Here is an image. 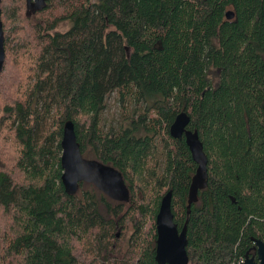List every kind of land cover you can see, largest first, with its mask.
<instances>
[{"label":"trees","instance_id":"trees-1","mask_svg":"<svg viewBox=\"0 0 264 264\" xmlns=\"http://www.w3.org/2000/svg\"><path fill=\"white\" fill-rule=\"evenodd\" d=\"M1 8L0 264H158L156 218L170 191L175 222L188 227L189 264L256 255L264 0H46L36 12L26 0H3ZM63 22L68 31L55 32ZM111 97L126 126L102 119ZM182 112L208 158V185L191 209L198 166L185 138L170 134ZM67 121L84 157L122 173L129 203L88 183L66 193Z\"/></svg>","mask_w":264,"mask_h":264},{"label":"water","instance_id":"water-1","mask_svg":"<svg viewBox=\"0 0 264 264\" xmlns=\"http://www.w3.org/2000/svg\"><path fill=\"white\" fill-rule=\"evenodd\" d=\"M2 2L3 0H0V74L6 60L5 36L1 19ZM26 2L28 11L32 12L40 11L46 5V0H26ZM234 17L235 13L233 11L226 13L227 20H232ZM190 122V116L186 112H182L177 115L170 128V134L174 139L181 140L183 137L185 138L192 158L198 166L189 190L188 209H191L192 205L199 201L200 191L206 189L208 185V158L204 152V144L199 133L188 129ZM61 146L63 150L61 157L62 182L68 195H76L80 190L81 183H88L93 184L98 190L116 202H130V190L119 170L96 159L84 157L73 121H67L64 124ZM156 224L157 263L189 264L187 253L188 227L186 224L180 231L178 224L175 222L172 212V191L168 192L161 201ZM244 264H264V241L256 240V255L247 257Z\"/></svg>","mask_w":264,"mask_h":264},{"label":"rangeland","instance_id":"rangeland-1","mask_svg":"<svg viewBox=\"0 0 264 264\" xmlns=\"http://www.w3.org/2000/svg\"><path fill=\"white\" fill-rule=\"evenodd\" d=\"M68 29H69V24L67 22H63L59 25V27L55 30V32L64 33L68 31ZM208 76L212 80L214 87H217L220 83V71L218 69L212 68L209 70ZM102 119L108 125V127L111 125L118 126L120 123H123L124 126L128 124V122H125V114L123 113L122 109L119 107L117 102H115L114 97H111L108 100L105 111L102 115ZM86 158L89 159L90 156H87ZM4 226H5L4 218L0 217V230H2V232L0 231L1 232L0 235L3 233Z\"/></svg>","mask_w":264,"mask_h":264},{"label":"built area","instance_id":"built-area-1","mask_svg":"<svg viewBox=\"0 0 264 264\" xmlns=\"http://www.w3.org/2000/svg\"><path fill=\"white\" fill-rule=\"evenodd\" d=\"M241 263H245V260H242Z\"/></svg>","mask_w":264,"mask_h":264}]
</instances>
